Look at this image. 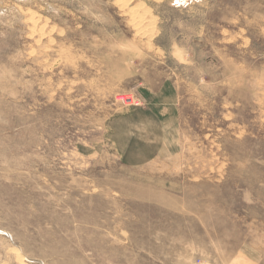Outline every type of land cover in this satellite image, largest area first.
Instances as JSON below:
<instances>
[{
  "label": "rangeland",
  "instance_id": "obj_1",
  "mask_svg": "<svg viewBox=\"0 0 264 264\" xmlns=\"http://www.w3.org/2000/svg\"><path fill=\"white\" fill-rule=\"evenodd\" d=\"M0 264H264V0H0Z\"/></svg>",
  "mask_w": 264,
  "mask_h": 264
},
{
  "label": "built area",
  "instance_id": "obj_2",
  "mask_svg": "<svg viewBox=\"0 0 264 264\" xmlns=\"http://www.w3.org/2000/svg\"><path fill=\"white\" fill-rule=\"evenodd\" d=\"M117 100L120 102H123L125 104H131L134 102L133 98L130 96H127V95L119 96V97H117Z\"/></svg>",
  "mask_w": 264,
  "mask_h": 264
}]
</instances>
